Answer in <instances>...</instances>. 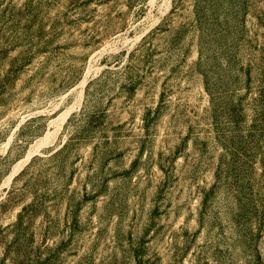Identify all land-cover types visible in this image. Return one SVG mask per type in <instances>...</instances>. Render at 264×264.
I'll return each mask as SVG.
<instances>
[{"label":"rangeland","instance_id":"rangeland-1","mask_svg":"<svg viewBox=\"0 0 264 264\" xmlns=\"http://www.w3.org/2000/svg\"><path fill=\"white\" fill-rule=\"evenodd\" d=\"M0 264H264V0H0Z\"/></svg>","mask_w":264,"mask_h":264}]
</instances>
